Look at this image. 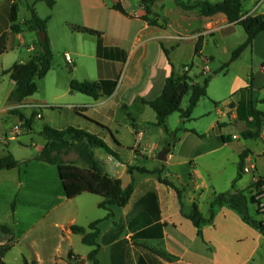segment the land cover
<instances>
[{
  "label": "crops",
  "instance_id": "0c3cea01",
  "mask_svg": "<svg viewBox=\"0 0 264 264\" xmlns=\"http://www.w3.org/2000/svg\"><path fill=\"white\" fill-rule=\"evenodd\" d=\"M22 1H26L23 2V8L20 4ZM208 1L215 4L223 0ZM258 1L244 0L243 11L250 13ZM118 2L127 16L112 9V6ZM176 2L172 1L169 6H166L163 0L154 3L153 12L157 16L158 23L163 24V28H161L149 26L148 23L140 19L144 15L140 0H54L52 8H48L44 2L38 0L30 2L19 0L16 23L23 24L30 18L29 6L33 7L40 19L46 20V35L52 51V61L61 43L65 44L71 41L74 45L68 48L63 47L59 52L63 57L64 64L72 68L69 71L71 77L67 78L66 83L57 84L53 61L50 71L42 79L50 85L51 89L53 88L52 95L42 99L32 97L33 100L26 103L12 104L7 102V98L15 84L6 72L15 63L25 64L28 62L31 55L39 48L38 37L35 32L28 31L25 27L20 33H11L9 15L12 1L0 0V36L4 33L7 34L6 51L0 54V123L7 122L9 117L19 120V117L11 114V111L20 110V107L25 106L22 108L29 109V111L31 109L28 107H35L36 114L40 116L39 119L51 127L46 118L47 110L44 111V109H59L60 113L65 111L63 113L70 115L71 120L60 125L58 130L73 127L97 135L116 155L114 158L104 152V157L96 156L103 162L106 173L113 178L120 179L123 188L133 181L132 195L126 206L111 207L112 216L108 219H105L107 211L100 209L103 213L98 214L94 219H88L85 225L78 223L75 216H64V213H61L62 216H55V212L58 211V206H62L66 202L98 196L82 194L72 200H67L62 186L61 192L56 190L54 199L56 204L42 206L41 210L40 222L50 223V228L52 227L56 232L55 245L52 243V248L43 252L44 254L37 251L27 255L21 250L20 244H22L24 236L21 235V238L17 234L15 223L17 225L19 223L15 220L14 225L0 223L1 226H6L11 231L10 234L0 232V245L9 243L3 257L5 264H10L9 258L12 251L17 256L16 264H23L24 259L29 264L32 261L36 264H64L68 261L69 253L73 257L81 258L79 264H86L91 248L87 246V249L76 250L74 248L75 240L82 244V236L73 234L70 227L75 225L87 228L90 223L97 220H102L97 225L98 264H261L264 260V255L260 253L264 246V237L242 222L240 217L227 206L218 207L215 211L213 224L205 225L202 228V238L197 236L196 228L184 215L190 214L193 204L197 205L200 193L194 192L190 205H185L183 200L186 188L195 181V165L191 166L192 162L189 163L190 173L187 181L181 180L174 172L173 175L165 172L167 168L176 167L175 152L173 153L176 142L167 148V142H165V146L162 148L165 159L162 161L158 160V156L147 155L134 148V136L139 141L144 137L143 127L138 125V115L146 114V107H148L140 103L139 98L145 100L157 98L164 87L165 80L172 72L178 74L184 65H191L187 73L197 82H199L196 78L197 74L202 75L203 73L202 76H208L210 70L207 64L215 57L210 51H206L210 43L207 37L211 39L214 49L218 50L221 43L230 40L241 27L228 23L226 16L222 13L201 16L196 10L183 11L176 5ZM42 5H45L47 10ZM258 9L259 11L263 10L264 3ZM73 26L97 31L100 33V37L74 32L71 29ZM178 37H183V39L178 40ZM199 37L202 38V46L197 58L202 64L201 67L193 61L194 49ZM245 39L246 35L239 45ZM184 40L191 42L193 57L189 62L176 66L172 61L171 54L180 49ZM239 45H235V49ZM163 49L168 51L167 57ZM245 53L248 54V59L243 71L235 72L230 76L226 93L222 97H212L213 99L209 97L215 107L211 112L215 113L216 119L211 124L210 130H202V132H207L206 139L210 141L207 144L213 142L216 149L210 150L207 147L197 157L215 150H224L234 144L238 145L233 141H238L243 134H246L245 139L262 140L264 143L263 125L259 130L258 137L254 138L248 135V133L254 132L251 110L264 113V110L260 109L264 106V31L255 37L252 45L246 48L235 61L226 68L222 67L226 70L225 77L229 76L228 69L232 67V64L245 59ZM89 61L90 66L88 65ZM79 67L87 77L82 78L81 73L77 71ZM195 67L199 68L197 74L193 72ZM213 77L216 78L217 74H213ZM72 80L115 82L116 86L110 95H102L95 100L71 91L69 85ZM132 108H143L140 111H144V113L140 111L134 113ZM211 112L206 113L205 116L211 115ZM20 113L27 117L23 112L20 111ZM149 121L151 124L155 123V114ZM19 122L21 121L19 120ZM229 125H234L237 128L236 133L227 131ZM192 130L195 131L194 129L190 131ZM122 131L133 136V144L130 145L121 137L120 132ZM184 131L189 130L184 129ZM243 150L249 151L245 165L254 164L253 175L256 178H261L264 182V172H259L258 168V161L261 158L257 159V155L260 153L256 155L251 144L240 145L238 156ZM126 151L130 156L128 162L122 158L123 152ZM261 155H264V147L261 149ZM34 158H32L33 161L38 162ZM30 163L29 161L26 167H29ZM38 163H42L46 172L51 170L49 166H53L43 162ZM237 163L238 159L236 168ZM133 166L134 169L129 174L127 169ZM137 168L144 169L147 173H141ZM2 171L5 170H1L0 173ZM56 173L58 179L56 181L59 184L57 168ZM252 173H243L234 185ZM124 174H129L127 184L122 180ZM251 175L245 188L234 187V191H249L252 183ZM159 177L179 189L181 197L178 198L174 189L161 183ZM230 191H232L231 187ZM215 194L218 193L214 192L213 198ZM19 196L20 190L14 194L10 202L9 207L13 215L20 205ZM100 201V197L96 198L97 208ZM57 202L60 203L57 205ZM198 210L200 211L199 207ZM209 211L210 204L208 216H204L201 211L200 213L203 218L207 219ZM45 219L46 221H44ZM32 230L31 227L26 233ZM40 242L43 245L47 241L43 239Z\"/></svg>",
  "mask_w": 264,
  "mask_h": 264
},
{
  "label": "rangeland",
  "instance_id": "374dc122",
  "mask_svg": "<svg viewBox=\"0 0 264 264\" xmlns=\"http://www.w3.org/2000/svg\"><path fill=\"white\" fill-rule=\"evenodd\" d=\"M30 1L32 0H28V2ZM163 1L166 6H169L172 1L184 0ZM23 2L26 1H22V3H20L22 8L24 6ZM42 6L45 10H47L45 5ZM244 38L245 32L242 27H239V31H237V33L230 40L221 43V46L218 48V50H216L211 43V39L207 37V40L210 43L207 46L206 51H210L215 57L213 61L207 64L210 70V74L208 76H202L203 73L202 75H198L197 72L199 68L196 67L193 72L197 74L196 78L199 80V82H202L204 78L208 77V95L206 98L201 100L200 103H198L195 112L190 117V120L182 124L179 113L170 115L166 120V127L169 133L172 134V132L178 127H182V130L176 133V144L173 151V153L175 152L174 160L176 163V167L167 168L165 169V172L167 174L170 173L171 175L176 173V175H178L181 180L187 181L188 175L190 173L189 163L192 162L191 166L195 165V181L193 182V184L186 188L183 200L185 205H190V203H192L194 192L197 191L198 194L200 193V197L199 199H197V205L204 216H208L209 204L213 198L214 192L220 193L230 191L232 182L236 177V161L238 159V147L240 145L251 144V147L253 148L256 155L260 153L259 155H257V159L261 158L258 161V168L259 172H264V155H261V149L262 147H264V143H262V140L255 141L245 139L240 136L238 141H233L235 143L237 142L238 145L234 144L233 146H229L224 150H215L214 152H210L209 154H204L197 157L200 153H203L205 149H207V147L210 150L216 149L213 142H211V144H207L210 142L206 139L207 132H202V130H210L211 124L215 122L216 119L215 113L211 112L215 107L213 102L210 101L209 97L211 99H213L212 97H222L226 93L230 76H232V74L235 72L241 73V71H243V67L245 66V63L248 59L247 53H245L244 55L245 59H241L242 61H237L236 63L232 64V67L228 69V77H225L226 70L222 69V66L223 64L229 62L231 58V52H233L236 47L235 45H239V43H241ZM73 45L74 43L71 41L66 42L65 44L61 43L59 45L57 53L54 54L55 60L53 59V70L57 76V84H62L63 82L66 83L67 78L71 77L69 76V71L72 70L71 67H69L67 64H64L63 57L61 54H59V52L63 47L68 48ZM192 57L193 48L191 42L185 40L182 42L180 49L171 54L172 61L176 66L181 65V63L189 62ZM193 61L196 65L199 64L200 67L202 66L196 55H194ZM90 64L91 63L89 61L88 65L90 66ZM77 71L81 73L82 78L87 77L85 76L82 68L79 67ZM182 71L183 69L181 68L178 74H182ZM213 74H217V77L214 78ZM52 89L47 82L40 80L38 82V91L34 94V96H31L30 100L32 99V97L35 99L50 97L52 95ZM188 99L189 95H186L183 98L180 106L182 110L186 108ZM22 107H20L19 111L23 112L27 116L26 118L31 117L32 111H35L37 113V109L35 107H28L31 109L30 111L29 109H24ZM141 109L143 108H132V111L136 113ZM260 109L264 110V106H262V108ZM45 110H47V121H49V125L53 129L58 130L60 129V125L71 120L70 115L63 113L65 111L60 113L59 109L47 108L44 109V111ZM146 110V114H136L139 118L138 125L140 127H143L142 133H144V137L139 141V139L136 140L134 136V148L135 150L137 148L139 151L147 155L158 156V154L162 152V148L163 146H165V142L170 141V138H172V136H169L168 138L162 128L151 124L149 119L153 118V111L148 107H146ZM140 112L144 113V111ZM208 112H211V115L205 116V114ZM202 114H204V116H201ZM33 118L35 119L33 120L32 127L30 129L25 125L23 121L19 122L18 119L15 120L11 117H9L7 122L0 123V135H2L0 138V157H3L7 152H10L13 155L14 159L20 163L18 168L11 169L9 171L5 170L0 173V223L14 225V220L19 223V225L15 223V227L19 237L22 238V236H24L23 242L22 244H20V246L21 250H23L27 255H31L33 252L37 251L41 254H44L47 250L49 251L52 248V243L53 245H55V230L52 227L50 228V223L45 224V222H40V217L42 215V206H50L51 204L55 205V192L56 190L57 192L58 190L61 192V185L60 183H57L58 179L56 177V167L49 166L52 171L50 170L46 172L45 168L41 165L42 163H38L40 161L36 160V156L39 154L46 143L44 138L40 135V130L45 124L37 116ZM13 123L14 125H12ZM16 126L18 129H15ZM184 129H187L189 131H184ZM191 129H194L198 134L201 133L199 134L201 136H198L191 132ZM227 131L236 133L237 128L234 125H229ZM120 133L121 137H123L127 141V143H129L130 145L133 144L132 135H127L125 131H122ZM10 136L13 137V140L8 141L7 138ZM123 153V160L125 162H128L130 159L129 152L126 151ZM94 154L98 158L104 157V151L101 149H95ZM59 156L64 163H71L78 166L83 165L82 160L79 158L76 151L72 149L61 152ZM33 157H35L34 160L38 162L33 161ZM29 161L31 162V165L29 167H26ZM107 161L109 162V160H106V162ZM141 163L144 164L145 162ZM250 175L251 174L243 177V180L238 184L236 183L234 187L245 188L246 182L248 181ZM128 179L129 174H124L122 180L125 184H127ZM256 179L257 178L252 173L251 182H254ZM19 190L20 205H18L15 215H13L10 211L9 206L12 197ZM89 198L90 199L85 198L83 200L77 199V201H69L64 203V205L62 206H58V211L55 212V216H62L61 213H64V216H75L78 223L85 225L88 219H94L98 214L103 213L100 209L97 208L95 203L96 198L98 197L91 196ZM59 203L60 202H57V205ZM262 204H264V199H262L261 201V205ZM44 221H46V219ZM31 227L33 228V230L26 233L27 230ZM43 239L47 242L42 245L40 241ZM8 244L9 243L6 242L3 245H0V249L7 248ZM74 248L79 251L87 249V246L82 245L78 240H75ZM260 253L261 255H264V246H262ZM9 260L10 264H16L17 256L15 255L14 251H12ZM80 262L81 258L79 257V259L74 263L79 264ZM86 264H90V262L87 260ZM261 264H264V260H262Z\"/></svg>",
  "mask_w": 264,
  "mask_h": 264
},
{
  "label": "trees",
  "instance_id": "16d2710c",
  "mask_svg": "<svg viewBox=\"0 0 264 264\" xmlns=\"http://www.w3.org/2000/svg\"><path fill=\"white\" fill-rule=\"evenodd\" d=\"M11 8L9 21L11 23V33H20L25 27L28 31L35 32L40 31L46 33V20L40 19L32 6H29L30 18L18 24L17 22V10L19 0H11ZM44 2L48 8H52L54 0H38ZM156 1L160 0H140V4L143 8L144 15L141 16V20L148 23L149 26L161 27L163 24H159L157 16L153 12V5ZM244 0H223L219 3H211L208 0L193 1L184 0L177 1L176 5L183 11L196 10L201 16H212L218 13H222L226 16L228 23L236 24L242 27L245 32L246 39L233 50L229 62L223 64V68L229 66V64L235 61L241 53L252 45L255 37L264 31V17L260 15L247 16L243 18L245 12L243 11ZM112 9L118 11L122 15L127 16L126 12L122 8L120 2L112 6ZM72 31L86 34L89 36L100 37V33L85 27L73 26ZM7 34L4 33L0 36V54L6 51ZM38 50L34 52L27 63L18 64L15 63L8 73L10 79L14 82V89L10 92L7 102L12 104H23L30 100L38 90V81L42 80L51 69L52 63V51L48 37L46 35L45 41L41 43L38 38ZM202 46V38L199 37L195 45L194 55H198ZM166 57L168 51L163 49ZM191 65H184L182 68H190ZM109 86L106 88L105 86ZM70 90L78 92L82 95L98 99L102 95H110L116 86L115 82H79L72 80L70 82ZM208 77L204 78L202 83L197 82L190 77L187 72L183 74L171 73V75L165 80L164 87L160 95L153 100H145L139 98V102L147 105L155 114L154 125L163 129L167 137L172 136L171 140L167 142L166 148L172 146L176 141V133L182 130V127H178L171 133H169L166 127L167 118L174 114L179 113L181 123L188 121L191 117L193 110L196 108L198 102L201 99L207 97ZM106 88V89H105ZM189 95L187 106L184 110L180 108L183 98ZM215 105H217L215 103ZM53 109V108H50ZM11 114L17 115L19 120L25 123L27 127H31L33 123V117L36 116V112L33 111L31 117H24L18 109L12 110ZM250 115L253 118L254 132L248 133L251 137H258L261 126H264V113L256 110H251ZM197 134L195 131H191ZM40 135L45 140V145L36 156V160L56 166L58 171V177L62 186L64 196L67 200H72L82 194H90L100 197L101 201L98 203V208L107 211L105 219L112 216L110 211L111 207H124L127 205L132 195V183L127 187H122L120 179L111 177L105 172L102 162L95 156L94 150L101 149L106 154L116 157L104 141L97 135L89 134L84 130L76 129L73 127H67L62 130H55L47 125H43L40 130ZM242 137H246L243 134ZM173 139V140H172ZM74 150L82 160V166H78L71 163H64L59 154L68 150ZM249 155L248 150H243L238 156L237 163V177L232 183L230 192H223L214 195L212 202L210 203L209 217L203 218L196 204H193L189 215H184L196 228L197 236L202 238V228L205 225L213 224L215 211L218 207L227 206L234 211L246 225L260 233L264 237V207H261V201L264 199V182L261 178H257L251 183V191H234V183L237 179L243 175V168L245 166V159ZM20 163L14 159L10 152H7L3 157H0V171L11 170L18 168ZM128 173L131 174L133 167H128ZM141 173H147L144 169L137 168ZM159 181L172 189L177 193L178 198L181 197V192L173 184L162 180L159 177ZM13 206V205H12ZM102 220H97L88 225L87 228L80 226H71L70 230L73 234L82 236V244L91 248V251L87 255V260L90 264H98L97 254L99 246L96 243L98 236L97 225ZM0 232L3 234H10L11 231L6 226L0 225ZM7 248L0 249V264H5L3 261L4 253ZM71 253L68 254V261L64 264H75L79 257H73ZM74 259V260H73ZM74 261V262H73ZM23 264H29L27 260H23ZM30 264H36L34 261Z\"/></svg>",
  "mask_w": 264,
  "mask_h": 264
},
{
  "label": "built area",
  "instance_id": "2783aa9c",
  "mask_svg": "<svg viewBox=\"0 0 264 264\" xmlns=\"http://www.w3.org/2000/svg\"><path fill=\"white\" fill-rule=\"evenodd\" d=\"M264 3V0H259L256 4H255V7L254 9L250 12V13H245L243 15V18L247 17V16H256V15H260V16H263L264 17V9L259 11V7L260 5H262ZM178 40H182L183 37H178L177 38ZM263 67H264V64H263ZM183 71H182V74L184 72H187L188 71V68H182ZM38 118H40L39 115H37ZM15 129H18L17 126L15 127ZM7 140H13V137H8ZM254 171V164H250V165H245L244 168H243V173H252ZM261 207H264V204L261 205Z\"/></svg>",
  "mask_w": 264,
  "mask_h": 264
},
{
  "label": "water",
  "instance_id": "95a60500",
  "mask_svg": "<svg viewBox=\"0 0 264 264\" xmlns=\"http://www.w3.org/2000/svg\"><path fill=\"white\" fill-rule=\"evenodd\" d=\"M38 37H39V41L41 43H43L45 41V38H46L45 32H43V31L38 32ZM164 159H165L164 153L163 152H160V154L158 155V160H161L162 161Z\"/></svg>",
  "mask_w": 264,
  "mask_h": 264
}]
</instances>
